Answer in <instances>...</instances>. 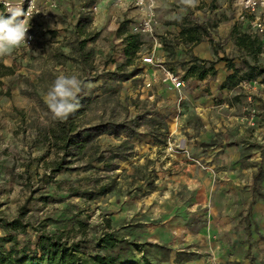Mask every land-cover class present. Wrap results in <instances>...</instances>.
I'll use <instances>...</instances> for the list:
<instances>
[{"label": "rangeland", "instance_id": "rangeland-1", "mask_svg": "<svg viewBox=\"0 0 264 264\" xmlns=\"http://www.w3.org/2000/svg\"><path fill=\"white\" fill-rule=\"evenodd\" d=\"M73 1L59 16L30 20L33 44L0 58V237L34 248L42 233L73 229L70 238H80L81 224L83 251L98 264H264V75L231 88L216 82L233 71L220 57L239 68L250 60L230 37L232 21L264 43L249 23L254 14L239 18L233 0H200L215 73L203 82L183 77L177 57V90L142 62L153 38L133 29L140 18L126 15L127 4L92 11L93 0ZM129 33L142 43L128 56ZM60 74L82 81L65 148L63 121L44 101ZM14 218L22 228L2 227ZM106 218L118 236L156 248L99 247L97 237L112 230Z\"/></svg>", "mask_w": 264, "mask_h": 264}, {"label": "trees", "instance_id": "trees-1", "mask_svg": "<svg viewBox=\"0 0 264 264\" xmlns=\"http://www.w3.org/2000/svg\"><path fill=\"white\" fill-rule=\"evenodd\" d=\"M200 26H192L183 28L182 32L187 34L189 39H193L196 29ZM230 37L233 40L235 46L246 54L250 60H243L244 68H239L232 63L231 60L220 57L219 59L226 60V67L232 69L231 73L226 74L223 81L220 83V87H234L241 79H250L256 76L264 75V64L257 62V56L264 49V43L257 34L249 33L236 23L233 25L230 31ZM125 40V53L126 55H135L139 51L141 45L140 35L137 33H129L124 37ZM209 62L207 66L205 63ZM215 69L213 63L204 60L193 58L190 63L184 68L183 77H195L203 79L207 75L214 74ZM79 114L78 110L72 113L67 120H63L59 139L63 141L62 147H67L73 143V138L69 134L71 131L72 120ZM68 121L70 124L68 125ZM61 162H59L60 164ZM58 164V166H59ZM108 189L102 187L99 188L98 194H104ZM106 225L111 228L110 231H105L98 236L94 241L99 247L104 245L110 246L116 254L131 253L133 249H137L143 254L151 253L149 247H155L156 244L148 242H135L128 241L121 236L114 233L116 229L111 227L110 220L105 219ZM5 229H18L22 228L20 220L14 218L10 221H3L1 224ZM80 238H70V234L73 229L55 231L53 233H42L37 236L35 247L32 248L30 244L23 246L18 245V241L14 236H2L0 237V264H98L96 257L93 255L85 254L83 251V244L87 242L86 233L84 232L83 225L79 224ZM6 243H9L6 246Z\"/></svg>", "mask_w": 264, "mask_h": 264}, {"label": "crops", "instance_id": "crops-1", "mask_svg": "<svg viewBox=\"0 0 264 264\" xmlns=\"http://www.w3.org/2000/svg\"><path fill=\"white\" fill-rule=\"evenodd\" d=\"M218 1H222V3L224 2V0ZM13 2H18V0H13ZM57 4V7L55 9H52V14H57L59 16L62 10H70L72 7H74L75 2L73 0H57ZM175 4L177 5L176 7ZM105 5L106 3L101 4L98 7V10L103 11ZM155 5L158 18V24L155 29V34L159 36L158 38L162 42L161 47L153 48V54L157 58V60H161L166 67L172 69L171 62L177 57H184V60H182V62H186V64L182 65L183 70H181L184 73V68L190 63V60H192L193 58L200 57L207 60L212 59L216 52L211 47L209 41L205 40L203 36V18L199 5L196 9H187L184 12H181L180 0H155ZM125 7L130 8L129 11H127L126 15L137 14L138 18L141 17V12L134 6H130V4H127L122 8ZM0 13H3L5 15L4 6L2 4H0ZM41 17L43 16L41 15ZM228 22L230 23V21ZM231 23V25L234 24L233 21ZM196 25L200 26L199 29H196L195 32H192V34L194 33V35L196 36H194L193 39H189L187 37V34L182 32V29ZM185 45H187V47L190 49L189 53L193 55L189 60L187 59L188 57L180 51L181 47H183V49H186ZM219 67L222 68L223 66L219 65ZM215 68L218 69V67ZM225 76L226 75L222 74L221 77L217 78L216 82L220 84ZM189 78H191V76H189ZM197 81H206V77Z\"/></svg>", "mask_w": 264, "mask_h": 264}, {"label": "clouds", "instance_id": "clouds-1", "mask_svg": "<svg viewBox=\"0 0 264 264\" xmlns=\"http://www.w3.org/2000/svg\"><path fill=\"white\" fill-rule=\"evenodd\" d=\"M4 7L9 13L6 17L0 13V58L8 57L22 45H27V33L32 17L31 6L26 12L22 4L14 3L13 0H3ZM124 0H118L123 4ZM140 11L145 16H150L155 8V0H137ZM181 12L187 9H196L199 0H180ZM179 18V17H178ZM56 29L58 24L49 25ZM82 89L81 79L73 74L58 75L44 96V101L54 119L67 120V118L78 110L80 102L78 95Z\"/></svg>", "mask_w": 264, "mask_h": 264}, {"label": "built area", "instance_id": "built-area-1", "mask_svg": "<svg viewBox=\"0 0 264 264\" xmlns=\"http://www.w3.org/2000/svg\"><path fill=\"white\" fill-rule=\"evenodd\" d=\"M112 2L113 4H118V0H93L90 5V9L92 11H96L101 4ZM147 2V0H146ZM17 4H22L23 10L26 12L29 10L31 6L32 17L30 20L35 18L36 16L47 13L52 9L57 7V0H18V2H14ZM233 3L239 7L238 15L239 18L245 19L246 14H254L249 23L258 30L259 33L264 35V0H233ZM0 4L4 6L3 0H0ZM123 4H131L135 8L140 11V7L137 4V0H124ZM120 5V4H118ZM256 10H259L258 15L256 14ZM5 16L7 17L9 13H7L5 7ZM141 12V11H140ZM152 15L145 16L141 13L140 21L133 26L135 31L140 33H147L152 36L153 38V48H159L162 46L161 40L155 35V29L158 24V18L156 13V5L153 10ZM48 14V13H47ZM45 14L46 16H48ZM34 42V35L30 31L27 33V45H22L21 47H29ZM141 60L143 63L151 64L157 67L160 70L161 74V81L164 84L169 85L171 88L174 89H181L184 86V79L183 77L177 72L168 67H166L162 62L157 60V58L153 54V50L150 54L142 55Z\"/></svg>", "mask_w": 264, "mask_h": 264}]
</instances>
